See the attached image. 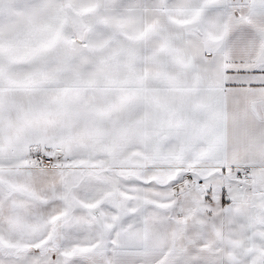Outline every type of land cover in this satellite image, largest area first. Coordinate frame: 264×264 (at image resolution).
Returning a JSON list of instances; mask_svg holds the SVG:
<instances>
[{"label":"snow or ice","instance_id":"1","mask_svg":"<svg viewBox=\"0 0 264 264\" xmlns=\"http://www.w3.org/2000/svg\"><path fill=\"white\" fill-rule=\"evenodd\" d=\"M0 264H264V0H0Z\"/></svg>","mask_w":264,"mask_h":264}]
</instances>
